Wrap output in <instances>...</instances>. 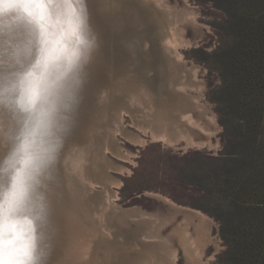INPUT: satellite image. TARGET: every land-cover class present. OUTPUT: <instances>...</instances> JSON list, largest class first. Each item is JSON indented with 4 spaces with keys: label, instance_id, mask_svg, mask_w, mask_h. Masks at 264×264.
<instances>
[{
    "label": "bare ground",
    "instance_id": "obj_1",
    "mask_svg": "<svg viewBox=\"0 0 264 264\" xmlns=\"http://www.w3.org/2000/svg\"><path fill=\"white\" fill-rule=\"evenodd\" d=\"M95 1L101 13L100 32L93 28L103 49L97 59L99 66L90 69L93 80L84 88L81 112L66 136L47 190L51 235L48 264H113L110 247L119 249L125 243L134 248L145 245L146 255L136 264H173L174 237L190 261L201 264L197 253L207 242L210 219L198 210L183 208L154 194L186 220L192 216L197 219L194 235L186 222L177 225L171 236H165L161 231L169 217L114 203L113 189L121 182L112 172H122L125 167L108 157L109 153L122 160L132 156L122 148L118 136L133 146L144 145L143 135L125 128L124 115H129L138 132L150 135L153 141L173 146L184 141L201 148L206 144L190 135L191 129L198 127L205 132V127H200L185 109L190 104L195 109L201 106L188 94V89L195 87V67L183 65L177 44L179 24L190 12L169 5L167 0ZM157 37L172 56L168 66L149 51L151 41ZM115 215L131 219L136 230L127 237L123 235L111 223ZM122 225L127 226L125 222Z\"/></svg>",
    "mask_w": 264,
    "mask_h": 264
},
{
    "label": "clouds",
    "instance_id": "obj_2",
    "mask_svg": "<svg viewBox=\"0 0 264 264\" xmlns=\"http://www.w3.org/2000/svg\"><path fill=\"white\" fill-rule=\"evenodd\" d=\"M98 47L88 0H0V264H48L47 190Z\"/></svg>",
    "mask_w": 264,
    "mask_h": 264
},
{
    "label": "rangeland",
    "instance_id": "obj_3",
    "mask_svg": "<svg viewBox=\"0 0 264 264\" xmlns=\"http://www.w3.org/2000/svg\"><path fill=\"white\" fill-rule=\"evenodd\" d=\"M167 2L188 14L190 12L189 17L182 19L179 24L181 33H179L177 44H179L178 51L183 65L189 68L195 67V87L188 89V94L201 106L195 109L190 104L185 109L196 122L198 121L200 127H205V132H201L198 127L191 129L190 135L197 141H205L206 144L201 148L196 145H187L184 141L174 146L153 141L150 135L138 132L129 115H124L125 128L130 132L143 135L144 145L133 146L130 141L118 136L122 148L130 151L132 156L130 159L122 160L111 153L108 154L112 161L125 167L122 172H112V176L121 182L113 189L116 194L114 203L124 208L136 207L151 214L169 217L168 225L161 231L165 236H171L177 225L181 223L184 226L186 222L190 224V232L194 235L193 225H196L197 219L192 216L189 217V221L186 220L182 213L155 197L154 194L183 208L200 211L210 219L207 242L199 247L200 251L197 253L200 263L223 264L226 244L221 237L217 220L211 215L227 208L228 191L224 184L216 181L213 172H210L211 162L202 163L201 160L223 153L224 130L219 122V113L214 100L216 96L212 92L222 84L221 73L215 67L218 66L216 57H219L215 55V50L220 47L223 40H226L225 37L223 38V32L229 28L225 23L227 14L212 0H167ZM184 41L188 44L184 45ZM149 51L155 52V57L159 60L163 59L166 63L164 66L169 65L172 56L158 37L151 41ZM160 71L161 74L164 72L161 69ZM186 74L189 75V71H186ZM161 89L160 86L159 92ZM200 162L205 166L202 171L198 165ZM110 214L114 213L110 212ZM115 217L117 219L114 217L111 219L112 225L119 227L126 237L130 235L131 230H136L131 219L116 215ZM123 222L127 226H123ZM179 244L178 238L174 237L176 258L173 264H193ZM144 250L143 243L136 248L125 243L119 249L111 246L108 254L113 264H136L146 255ZM117 251L120 253L116 259ZM159 262L164 264L163 261Z\"/></svg>",
    "mask_w": 264,
    "mask_h": 264
},
{
    "label": "trees",
    "instance_id": "obj_4",
    "mask_svg": "<svg viewBox=\"0 0 264 264\" xmlns=\"http://www.w3.org/2000/svg\"><path fill=\"white\" fill-rule=\"evenodd\" d=\"M212 2L229 28L215 50L222 84L212 92L223 153L201 160L211 162L228 204L211 216L226 244L223 264H264V0Z\"/></svg>",
    "mask_w": 264,
    "mask_h": 264
},
{
    "label": "water",
    "instance_id": "obj_5",
    "mask_svg": "<svg viewBox=\"0 0 264 264\" xmlns=\"http://www.w3.org/2000/svg\"><path fill=\"white\" fill-rule=\"evenodd\" d=\"M93 3H94V6H93ZM88 4H89V8H90L91 13H92V24H94L93 26L96 28V30H98V32H100L99 23H100V14L101 13L99 12V10L97 8L96 1L95 0H88ZM98 39H99V37H98ZM99 45H100L99 48L97 49V51L94 54V58H93L91 66H90V69L93 68V66H99V64H97L98 63L97 59L100 56V53H101L100 51H102V49H103V43H101V40H99ZM90 69H89L88 80H87L85 87L88 86L91 83V81L93 80V77L91 76V73H90ZM92 72H93V70H92ZM84 100H85V96L83 94V100H82L81 105L84 103ZM80 112H81V109L79 107L78 113H77L76 118H75L76 120H78ZM14 126H15V121H14L13 117L11 116V114L9 112H7L6 110H0V127H1L0 145H2V151H1L2 153L0 154V156H2L3 153L6 152V150H7L8 140L11 137V135L13 134ZM65 139H66V137H65ZM65 139H64V143H65ZM64 146H65V144H63V147Z\"/></svg>",
    "mask_w": 264,
    "mask_h": 264
}]
</instances>
